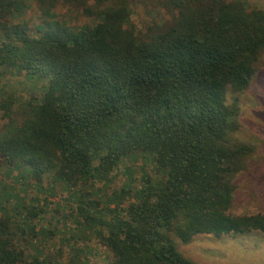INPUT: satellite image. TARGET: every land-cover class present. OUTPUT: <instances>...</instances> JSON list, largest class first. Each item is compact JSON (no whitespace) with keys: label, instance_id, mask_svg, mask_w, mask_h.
Returning a JSON list of instances; mask_svg holds the SVG:
<instances>
[{"label":"trees","instance_id":"1","mask_svg":"<svg viewBox=\"0 0 264 264\" xmlns=\"http://www.w3.org/2000/svg\"><path fill=\"white\" fill-rule=\"evenodd\" d=\"M30 1L0 0V74L44 84L22 106L0 94V170L19 169L38 192L58 179L75 228L69 251H44L39 224L62 207L54 189L30 203L0 190V264H91V242L112 264H197L177 240L264 235V214L231 213L234 179L255 149L234 140L239 107L228 103L264 56V9L163 0L172 20L142 35L131 0H42L48 20L35 29L24 20ZM58 4L89 22L69 25L52 12Z\"/></svg>","mask_w":264,"mask_h":264},{"label":"rangeland","instance_id":"2","mask_svg":"<svg viewBox=\"0 0 264 264\" xmlns=\"http://www.w3.org/2000/svg\"><path fill=\"white\" fill-rule=\"evenodd\" d=\"M41 1L31 0L25 11L24 20L34 29L48 20L47 17H44L46 6H43ZM131 1L134 11L133 22L142 35L151 34L152 29L165 27L172 20L162 7L163 0ZM245 1L249 9H264V0ZM52 12L64 17L73 27L89 22L77 9L71 6L58 4ZM16 74L6 73L3 76L0 74L2 76L0 94L15 92L22 106L33 95L41 93L44 84L42 81L25 80L24 77ZM234 102H237L239 107V130L233 138L237 142L251 145L255 150L248 160L245 170L234 179L236 191L231 213L243 216L264 214V56L257 66V73L250 88L239 94L229 92L228 103L233 104ZM4 123L2 114H0V127ZM127 164L133 165V163L127 162L118 173L113 174V187H120L125 181L124 174ZM21 172L19 169L15 171L0 170V190L8 194L15 192L21 197L27 194V203H30V198L37 196L43 198L44 194H49L48 190L53 188L56 195L51 196L50 199L61 203L62 207H59L57 212L44 213V220L39 224L41 233L39 247L44 246L46 252L49 248L53 249V246L54 249L63 248L64 251H69L70 246L67 244L71 234L69 228L74 229L75 223L73 219H65L68 214L64 206L68 201L64 185L58 179L53 182V177L48 175L43 183L44 191L38 192L32 186L24 187L21 181L24 172ZM137 172L135 176L139 178L140 175ZM5 185L9 187H5ZM23 190H27V193H23ZM19 206L22 207V204ZM0 211L2 212V210ZM53 230L56 232L48 240L45 234ZM177 243L180 252L197 264H264V235L260 232L248 235H199L189 244H183L179 240ZM87 252L89 253L86 257L91 264H112V255L98 242L89 243Z\"/></svg>","mask_w":264,"mask_h":264}]
</instances>
